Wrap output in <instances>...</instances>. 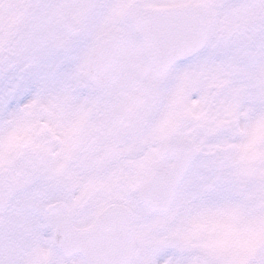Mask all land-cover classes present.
<instances>
[{"label": "snow or ice", "instance_id": "1", "mask_svg": "<svg viewBox=\"0 0 264 264\" xmlns=\"http://www.w3.org/2000/svg\"><path fill=\"white\" fill-rule=\"evenodd\" d=\"M0 264H264V0H0Z\"/></svg>", "mask_w": 264, "mask_h": 264}]
</instances>
